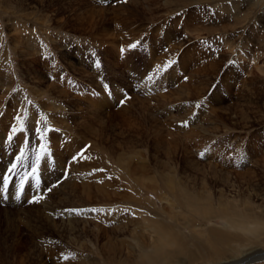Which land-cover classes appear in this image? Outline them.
I'll list each match as a JSON object with an SVG mask.
<instances>
[{
	"label": "rangeland",
	"instance_id": "374dc122",
	"mask_svg": "<svg viewBox=\"0 0 264 264\" xmlns=\"http://www.w3.org/2000/svg\"><path fill=\"white\" fill-rule=\"evenodd\" d=\"M234 1L0 0V178L16 164L23 185L36 168L21 201L0 195L7 264L137 259L146 223L184 224L166 176L264 207V0ZM78 218L76 243L65 222ZM236 243L226 256L252 247ZM261 251L244 263L264 264Z\"/></svg>",
	"mask_w": 264,
	"mask_h": 264
},
{
	"label": "bare ground",
	"instance_id": "6f19581e",
	"mask_svg": "<svg viewBox=\"0 0 264 264\" xmlns=\"http://www.w3.org/2000/svg\"><path fill=\"white\" fill-rule=\"evenodd\" d=\"M222 1H229V0H222ZM231 1H234V0H231ZM237 1L239 0L234 1V5H238ZM246 1L248 3L251 2L254 4H259L262 0H258V1L257 0H246ZM19 148L20 147H18V149ZM121 162L122 161L120 160V163ZM122 166H125V165H122ZM7 170H8V167L6 168L4 174L6 173ZM127 170L129 169L128 167L125 166L124 171L126 173H127ZM10 173L11 172H9V174L7 175V177L9 178L8 184L6 186L8 188L7 199L9 201L10 198H13L15 202H19L21 201L25 188H23L21 191L20 199H16L15 197H16L17 191L18 189L21 188V186H19V184H17L16 182H13V179L9 177ZM4 174L0 178L1 180L0 193L5 188V185L3 182ZM166 177L169 179V180H166L165 182L166 184L165 186H167V189L169 190L170 185L173 186L174 189H177L176 190V193H178L177 200L179 202V205L177 206H179L184 211V213H186V217H184L183 219L184 224L182 226H177L176 230L173 231L166 224L163 225V224L146 223L145 224L146 231L148 230L149 233L153 234V237L151 238L152 240L150 239L151 240V245L149 247L151 248L150 251L147 249H141L140 244L135 241L134 244H135V247L139 251V254H138L139 257L137 259H131V260L127 259L125 261L117 262L118 264H178L180 263L179 258H182V257H183L182 258L183 260L181 261L182 264H195V263L197 264L198 263L196 262L197 260H199L202 264H230V263L238 264V262L245 259L248 253L254 249L262 248L263 251L261 252L264 253V207L256 205L254 201L252 200V198L248 196L246 197V195L244 196L245 198L240 197L241 199H237L236 197L230 198V197L225 196L221 191V193L217 197H215L214 195H212L211 193L212 191L209 190L211 187L210 184H208L210 187L206 188L205 187L206 184L204 182L202 183L203 188L197 192H195L197 189L195 191H191L190 189L188 190L187 188L184 189L183 187L185 185L181 186L182 188L180 187V185L179 187L178 185L176 187L175 182H171L173 181L172 178L169 176H166ZM27 184H28V180H25L23 185L27 186ZM35 184L40 185V183H34V185ZM138 184H140V182H137V185ZM84 188L87 189V186H85ZM211 188L213 189V187ZM86 198L91 200L89 196H87ZM140 200L138 202H140ZM114 217L113 219H115ZM214 220L217 222H222L223 223L222 226L218 227L214 225L212 227H208V229L199 227L200 225H203V224L206 226L208 223ZM65 224H66V233L67 234L68 232L71 233L70 238L72 239V241L76 243L79 242L78 239L81 240V233L79 234V230H78L79 226H81V224L85 225L86 222L81 223L78 218L77 220H75L76 225H73L72 221L70 220H67ZM198 227L200 229H198ZM183 230L184 231L188 230L189 234L185 235ZM81 231H83L82 235L88 238V232H87L88 230L84 228V230L81 229L80 232ZM72 235H75V237H72ZM188 235H190V237H188ZM195 237L199 238V240L205 243L202 245V249L206 250L207 252L202 256L200 255L196 256V254H194V252H192L189 248L190 246H193L195 248V244H192ZM2 238L1 240H4ZM189 238H193V239L191 240ZM236 242L237 243L238 242L247 243L251 245L252 247L250 249H246V250L242 249L240 251L235 247L236 249L235 251L232 252L231 256L229 257L226 256L228 252L230 253L232 251L230 249L231 248L230 245ZM0 249H3V251L0 250V264H7L5 258H6V255L9 256L11 249L5 246L4 247L1 246ZM242 263H244V260ZM242 263H239V264H242ZM105 264H108V263H105Z\"/></svg>",
	"mask_w": 264,
	"mask_h": 264
},
{
	"label": "snow or ice",
	"instance_id": "6c2138e0",
	"mask_svg": "<svg viewBox=\"0 0 264 264\" xmlns=\"http://www.w3.org/2000/svg\"><path fill=\"white\" fill-rule=\"evenodd\" d=\"M135 46H136V45H132L133 48H134ZM97 67H99V65H97ZM123 103H124V100H121V101H120V104H123ZM16 119H17V120H20L21 118H20L19 116H17ZM36 123L39 124L40 121H36ZM23 130H24V129H23V124H22V123H21V127H20L19 129H17L16 127H13V128L11 129L10 133L8 134L7 139H8L9 141H11V140L13 139V137L16 135L17 131H19V132L22 133ZM36 131H40V129L37 128ZM41 147H43V145H41ZM45 151H46V150H45ZM85 151H86V149H82L79 153H77L76 155L72 156V162H73V163H77V162H79V160H80L81 158L84 157ZM22 156H23V150H21V156H18V157H17V160L21 159ZM39 158H40V155L38 154V155H37V160H39ZM15 168H16V164H12L11 168H9L8 171H9V172H12ZM35 171H36V168L33 167V168H32V172L35 173ZM98 171H103V169H99ZM8 179H9V178H8L7 176L4 177V181H3V182H4L5 187H6L7 184H8ZM56 186H57V185H53L52 188H55ZM52 188H49L48 191H51ZM21 191H22V186H21V188L18 189V191H17L16 197H15L16 199H20V192H21ZM41 199H43V196L33 197L31 200H29V203L39 202ZM70 211H74V212H76L77 214H79V211H80V210L72 209V210H70ZM88 211H96V210H95V209H91V210H88Z\"/></svg>",
	"mask_w": 264,
	"mask_h": 264
}]
</instances>
